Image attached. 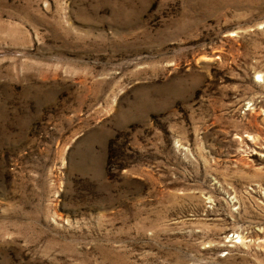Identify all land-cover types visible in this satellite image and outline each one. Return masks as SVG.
<instances>
[{"label":"rangeland","instance_id":"374dc122","mask_svg":"<svg viewBox=\"0 0 264 264\" xmlns=\"http://www.w3.org/2000/svg\"><path fill=\"white\" fill-rule=\"evenodd\" d=\"M0 264H264V0H0Z\"/></svg>","mask_w":264,"mask_h":264}]
</instances>
